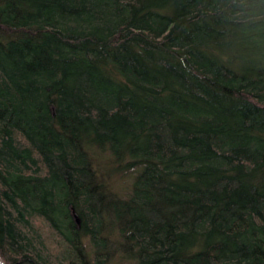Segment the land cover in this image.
<instances>
[{
  "label": "trees",
  "instance_id": "1",
  "mask_svg": "<svg viewBox=\"0 0 264 264\" xmlns=\"http://www.w3.org/2000/svg\"><path fill=\"white\" fill-rule=\"evenodd\" d=\"M0 263L264 264V0H0Z\"/></svg>",
  "mask_w": 264,
  "mask_h": 264
},
{
  "label": "rangeland",
  "instance_id": "2",
  "mask_svg": "<svg viewBox=\"0 0 264 264\" xmlns=\"http://www.w3.org/2000/svg\"><path fill=\"white\" fill-rule=\"evenodd\" d=\"M101 162H104V161H101ZM111 183H112L113 185H115V184H116V180L112 181Z\"/></svg>",
  "mask_w": 264,
  "mask_h": 264
},
{
  "label": "water",
  "instance_id": "3",
  "mask_svg": "<svg viewBox=\"0 0 264 264\" xmlns=\"http://www.w3.org/2000/svg\"><path fill=\"white\" fill-rule=\"evenodd\" d=\"M1 264V263H0Z\"/></svg>",
  "mask_w": 264,
  "mask_h": 264
}]
</instances>
